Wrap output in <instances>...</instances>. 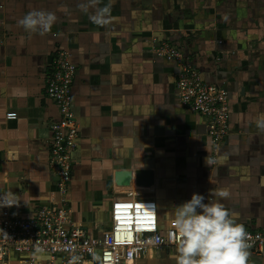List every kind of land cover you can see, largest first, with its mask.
Segmentation results:
<instances>
[{"label": "crops", "instance_id": "crops-1", "mask_svg": "<svg viewBox=\"0 0 264 264\" xmlns=\"http://www.w3.org/2000/svg\"><path fill=\"white\" fill-rule=\"evenodd\" d=\"M3 6L0 192L17 195L12 216L31 219L59 200L49 166L59 110L46 88L63 50L78 67L80 142L69 196L76 226L100 237L111 226L114 201L149 198L168 227L175 208L198 193L206 203H222L246 231L264 230V129L255 123L264 118V0H3ZM104 7L107 23H93ZM31 11L52 12L57 21L43 34L28 32L19 21ZM162 44L181 49L206 83L231 93V132L216 164L208 121L179 102V68L157 57ZM10 113L19 118L9 121ZM140 170L153 187L118 188L119 172ZM221 190L229 196L217 195ZM176 249L153 250L134 264H176ZM248 253L246 264H264V252ZM32 258L12 251L4 264ZM52 259L59 264L64 257L43 254L39 264Z\"/></svg>", "mask_w": 264, "mask_h": 264}, {"label": "built area", "instance_id": "built-area-1", "mask_svg": "<svg viewBox=\"0 0 264 264\" xmlns=\"http://www.w3.org/2000/svg\"><path fill=\"white\" fill-rule=\"evenodd\" d=\"M0 0V11L3 9ZM156 55L179 68L177 98L189 111L205 117L209 135L214 143L213 164L221 146L231 132V93L228 89L205 82L198 67L176 47L162 44ZM78 67L63 50L56 53L51 70L47 73L46 96L55 103L59 118L51 126L49 147L50 168L57 173L56 188L59 200L40 207L34 217H14L9 208L0 210V264L8 254H32L37 247L43 254L63 256L59 264H69L73 255L77 264H134L153 250L177 248L180 237L174 221L162 227L155 200L118 199L113 202L111 226L102 236L94 237L72 220L70 192L74 174V153L79 147L80 126L75 113L74 82ZM18 113H10L9 121L17 120ZM135 189L130 190L131 194ZM248 250L264 252V230L246 231ZM29 264H35L31 259ZM49 264H56L52 259Z\"/></svg>", "mask_w": 264, "mask_h": 264}, {"label": "clouds", "instance_id": "clouds-1", "mask_svg": "<svg viewBox=\"0 0 264 264\" xmlns=\"http://www.w3.org/2000/svg\"><path fill=\"white\" fill-rule=\"evenodd\" d=\"M110 13L108 7L99 8L90 19L96 24L107 23ZM52 12L31 11L19 24L28 32L43 34L56 23ZM258 129H264V118L255 121ZM227 198L229 192L217 193ZM17 195L11 190L0 192V209L18 206ZM175 228L180 240L177 254L173 257L176 264H246L248 260L247 232L243 224L231 218L228 209L219 202H205V196L194 193L191 199L175 208ZM39 264L43 249L37 247L32 253ZM79 257L73 255L69 264H77Z\"/></svg>", "mask_w": 264, "mask_h": 264}, {"label": "water", "instance_id": "water-1", "mask_svg": "<svg viewBox=\"0 0 264 264\" xmlns=\"http://www.w3.org/2000/svg\"><path fill=\"white\" fill-rule=\"evenodd\" d=\"M133 182L140 188H151L154 185V179L150 177L146 170L140 171H121L117 174V186L119 189H125ZM96 264H102L100 260Z\"/></svg>", "mask_w": 264, "mask_h": 264}]
</instances>
